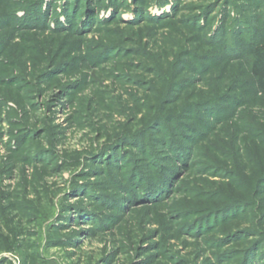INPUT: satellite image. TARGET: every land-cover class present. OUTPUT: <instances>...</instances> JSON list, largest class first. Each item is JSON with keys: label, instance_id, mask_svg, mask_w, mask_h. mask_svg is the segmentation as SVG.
<instances>
[{"label": "rangeland", "instance_id": "374dc122", "mask_svg": "<svg viewBox=\"0 0 264 264\" xmlns=\"http://www.w3.org/2000/svg\"><path fill=\"white\" fill-rule=\"evenodd\" d=\"M264 0H0V264H264Z\"/></svg>", "mask_w": 264, "mask_h": 264}, {"label": "trees", "instance_id": "16d2710c", "mask_svg": "<svg viewBox=\"0 0 264 264\" xmlns=\"http://www.w3.org/2000/svg\"><path fill=\"white\" fill-rule=\"evenodd\" d=\"M253 56L254 60L251 65V73L257 77L259 87L264 89V53L255 49Z\"/></svg>", "mask_w": 264, "mask_h": 264}]
</instances>
